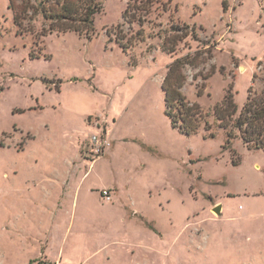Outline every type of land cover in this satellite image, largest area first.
Listing matches in <instances>:
<instances>
[{
  "label": "rangeland",
  "instance_id": "374dc122",
  "mask_svg": "<svg viewBox=\"0 0 264 264\" xmlns=\"http://www.w3.org/2000/svg\"><path fill=\"white\" fill-rule=\"evenodd\" d=\"M157 1L141 24L103 0L90 36H42V20L25 32L0 0V264L59 249L61 264H264V150L212 115L229 91L240 110L264 89V0ZM186 55L181 91L211 114L189 136L162 90ZM59 183L69 229L49 235Z\"/></svg>",
  "mask_w": 264,
  "mask_h": 264
},
{
  "label": "trees",
  "instance_id": "16d2710c",
  "mask_svg": "<svg viewBox=\"0 0 264 264\" xmlns=\"http://www.w3.org/2000/svg\"><path fill=\"white\" fill-rule=\"evenodd\" d=\"M9 0V9L13 21L21 30L27 32L29 26L42 20L41 35L48 33L74 32L81 36H90L94 32V17L102 10L103 0ZM126 10L124 20L141 24L143 16L148 14L157 0H124ZM18 2V3H19ZM171 0L164 3L163 11L169 9ZM24 23L26 27L24 28ZM185 29L188 25L183 24ZM171 31H178L179 26H171ZM194 33V28H191ZM177 40L176 42L180 41ZM165 50V49H164ZM174 52V48L165 50ZM197 56V55H196ZM188 55L177 58L168 65L167 75L163 80L162 90L166 114L175 127L185 135L195 133L201 126L208 129L211 116L199 105L191 104L182 93L185 77L182 69L196 59ZM212 115L219 126L226 130L229 138L239 136L250 149L264 150V89L260 95H249L248 100L238 110L233 95L229 91L224 99L213 108Z\"/></svg>",
  "mask_w": 264,
  "mask_h": 264
},
{
  "label": "crops",
  "instance_id": "0c3cea01",
  "mask_svg": "<svg viewBox=\"0 0 264 264\" xmlns=\"http://www.w3.org/2000/svg\"><path fill=\"white\" fill-rule=\"evenodd\" d=\"M85 177V175H83L81 178H80V181H79V184L81 182V180ZM65 185H61L59 183V187L61 188V191L59 190L56 194V197H55V202H53V208H51V211L49 213V216L51 217V220H55L57 222H54L52 224H48L47 226V234H55L56 233V230H63L64 229V226L58 222L59 221V214H60V211L62 209V206H61V198H64L65 196ZM35 188V187H34ZM38 187H36L37 189ZM43 188V187H42ZM45 188V187H44ZM34 189V190H36ZM46 189V188H45ZM45 189H42V192L40 191V193L44 194L45 192H47V190ZM77 189H78V186H77ZM77 189L75 190V194L73 196V205L75 204L76 202V198H77ZM38 194V193H37ZM51 195H53V193H50ZM68 229L69 227H66V229H64V232H63V235H66L67 232H68ZM62 257H63V250L59 249L58 251V254H57V258L54 260V261H57L59 264H61V261H62ZM40 258V257H39ZM38 258V259H39ZM45 258V257H43ZM33 264V263H31Z\"/></svg>",
  "mask_w": 264,
  "mask_h": 264
},
{
  "label": "built area",
  "instance_id": "2783aa9c",
  "mask_svg": "<svg viewBox=\"0 0 264 264\" xmlns=\"http://www.w3.org/2000/svg\"><path fill=\"white\" fill-rule=\"evenodd\" d=\"M262 14L264 16V9L262 10ZM91 141H92V145H93L92 152L94 153V155H99V154L104 153L109 146L108 140L103 139V138L98 139L96 136H93ZM101 196L107 201L111 200V193L109 190H102ZM33 264H59V263L57 261H49V260L41 257L36 262H34Z\"/></svg>",
  "mask_w": 264,
  "mask_h": 264
},
{
  "label": "water",
  "instance_id": "95a60500",
  "mask_svg": "<svg viewBox=\"0 0 264 264\" xmlns=\"http://www.w3.org/2000/svg\"><path fill=\"white\" fill-rule=\"evenodd\" d=\"M219 209H220L219 206H218V207H215V208H214V212L218 214V213H219Z\"/></svg>",
  "mask_w": 264,
  "mask_h": 264
}]
</instances>
